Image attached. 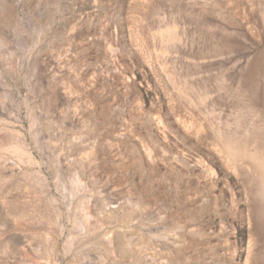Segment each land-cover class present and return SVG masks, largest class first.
<instances>
[{"label": "rangeland", "instance_id": "374dc122", "mask_svg": "<svg viewBox=\"0 0 264 264\" xmlns=\"http://www.w3.org/2000/svg\"><path fill=\"white\" fill-rule=\"evenodd\" d=\"M0 264H264V0H0Z\"/></svg>", "mask_w": 264, "mask_h": 264}]
</instances>
